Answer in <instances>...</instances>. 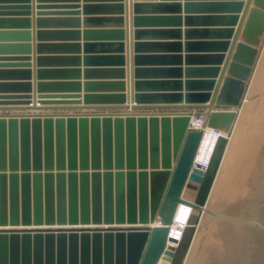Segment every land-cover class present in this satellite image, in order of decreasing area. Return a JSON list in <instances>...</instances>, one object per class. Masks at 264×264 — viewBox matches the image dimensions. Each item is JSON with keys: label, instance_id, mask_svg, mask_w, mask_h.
I'll return each instance as SVG.
<instances>
[{"label": "water", "instance_id": "obj_1", "mask_svg": "<svg viewBox=\"0 0 264 264\" xmlns=\"http://www.w3.org/2000/svg\"><path fill=\"white\" fill-rule=\"evenodd\" d=\"M11 1L0 24H23L25 41L0 48L24 52L0 64V110L105 111L0 112V264L171 262L179 204L203 208L183 198L207 174L191 115L226 132L238 119L264 0H126L118 24L99 27H83L96 5L39 0L35 71L32 0ZM82 36L120 50L83 54ZM105 71L115 81L91 77ZM253 81L264 85V52ZM254 179L258 196L236 215L206 209L235 224L236 264H264V162Z\"/></svg>", "mask_w": 264, "mask_h": 264}, {"label": "bare ground", "instance_id": "obj_2", "mask_svg": "<svg viewBox=\"0 0 264 264\" xmlns=\"http://www.w3.org/2000/svg\"><path fill=\"white\" fill-rule=\"evenodd\" d=\"M262 55H263V52H262ZM262 55H261V58H262ZM261 58H260V60H261ZM260 60H258L259 63H260ZM258 66H259V64H258ZM252 83L253 84L254 83L260 84V83H257L255 81H253ZM261 86H263V85H261ZM250 90H251V87H250ZM250 90L248 91V93H247L248 95H246L245 100H244V104L242 106V112L244 111V116L241 115L243 118L239 120L238 124H236L234 132L231 134L232 135L230 138L231 142H230V145H228V147H227V152H226V155L223 159V162H222L223 164L221 165L222 166L221 173L219 172V176L216 178V181H217L216 189L214 188V192L210 198V201H209L210 205H205V206H203L202 209H199L205 213L204 214L205 218H203L202 223L199 226V231H198L197 236L195 238L192 252L190 253V255L188 257L187 264H236L235 224H232L228 221H225V220L218 218L219 221H217V222L214 221V223L212 225H210V231L208 232V230L206 228V226H207L206 220L210 214L207 213L206 209L210 208V209L214 210L213 208H215V207H222V206L225 207L226 205H231L232 211H235V213L237 214L239 211H241L245 206H247L250 202H252L258 196L257 193L259 190H257V187H255L256 182H255L254 178H255L256 173H258V171H257L258 169L256 166L260 167V165L264 162V157H262L263 161H262V159L261 160L259 159L262 154L260 155V153H259L258 156H260V157L259 158L256 157V160L258 159V160L262 161L261 163L259 161L260 165H258V160H257V162H255V159L253 158L254 161H253V163H250V164H254V162H255L254 166L250 169L249 167H251L252 165L249 164L250 166L248 168L250 171L249 172L247 171L248 174L245 173L246 175L241 177V179L238 181V183H239L238 187H235L234 186L235 183L230 181V179L234 177L233 173H234L235 169H237L239 166L240 167L243 166V165L241 166V161H240V160H242L241 158L244 159L245 155H246V157H248L247 156L248 153L246 151L248 149H246L247 145L245 144V140H246V138L249 137V136L247 137V134L248 135H252V134H251V131H249L250 127H248V120L247 119H249L250 116L252 117L253 113L255 115L258 112V110L260 108H262L261 106H259L258 110L255 109V104L252 102V94H251ZM261 104H263V103H261ZM259 123H260V126L257 124L258 128L261 127L262 125L264 128V122H263V124H261L262 122H259ZM251 125L252 124H250V126ZM221 127H222V131L224 132L223 136H225L226 135L225 132H226L228 125L225 122H221ZM261 131H262V129H261ZM259 136H257V138ZM263 140H264V138H263ZM218 141H219L218 135H216L214 133L212 127L209 128L208 132L206 133L205 137L203 138V140L201 142L200 150H199L198 156H197L198 161L206 169H208V167L212 161V154H213L214 148H215L216 144L218 143ZM253 141L256 142V140H253ZM263 142H262V144H263ZM262 144H261V146H262ZM261 146H260V148L258 147V149H261ZM258 151H256V152H258ZM259 152H261V151H259ZM237 155H239V156L237 157ZM256 155H257V153H256ZM263 156H264V154H263ZM239 161H240V164H239ZM243 161L245 163V160H243ZM248 168H247V170H248ZM254 170H256V171H254ZM238 171H240V170H238ZM251 172H255V173H253L254 176L252 174H250L253 176V179H252V176L250 177V175H249V173H251ZM236 174H238V173H236ZM234 179L238 180L237 176ZM230 182H231V184L233 183L232 186H234V187H232L230 185ZM247 185H249V187H247ZM195 192L196 191L193 187L191 189H188V187H186V189L184 190V193H183V198L187 199L188 201L195 202L194 201ZM180 205H184V206L182 207ZM190 208H194V207L190 204H187V203H180L179 207L177 208L175 220L173 222V226L171 225L172 226L171 227L172 236L176 239L175 241L172 242L174 245L181 238L182 227L185 224V222L189 216ZM227 208H229V206H227ZM218 213H220V212H218ZM170 263L171 262H168V261L164 260L163 258H161L158 262V264H170Z\"/></svg>", "mask_w": 264, "mask_h": 264}, {"label": "rangeland", "instance_id": "obj_3", "mask_svg": "<svg viewBox=\"0 0 264 264\" xmlns=\"http://www.w3.org/2000/svg\"><path fill=\"white\" fill-rule=\"evenodd\" d=\"M262 52H264V44H263V47L261 49V55H262ZM261 55H260V58H261ZM260 58H259V60H260ZM258 64H259V61H258L257 65H256V67L254 69V75H253L252 79L250 80V83H249V86H248V91L250 90V87H251L250 91H251V94H252V102L255 104V109L258 110L259 106H261L262 108H260L255 115L253 113L252 114L253 116L252 117L250 116L249 119H247L248 120V127H250L249 131H251V134H252V135H248L247 134V137L248 136L249 137L246 138V140H245V144L247 145L246 149H248L246 151H247V153L249 155L246 153L248 157H246V155H245L244 159L241 158L242 159V160H240L241 161V166L242 165L243 166L242 167L239 166L237 169H235V171L233 173L234 177L230 179L231 182L235 183L234 184L235 187H238V184H239L238 181L241 179V177L245 176L246 174H248L247 171L248 172L250 171L249 168L251 169L254 166L255 162H257L258 159L256 160V157H258V158L260 157V156H258L259 153H260V155L262 154L261 157L259 158L260 160L261 159L263 160L262 157H264L263 156V154H264V150H263L264 149L263 148L264 147V142H263L264 141L263 140V138H264V130L263 129L264 128H263V125L261 126L262 128L261 127L258 128V125L260 126L259 122H262L261 124H263V122H264V105H263L264 104V85L261 86L262 84H255V83L253 84L252 83L253 82L252 80L254 79V76H255L257 68H258ZM248 91H247V93H248ZM246 95H248V94H246ZM261 103H263V104H261ZM237 112H238V119L233 123V126L231 127L230 131L229 132H225L226 135L224 137H222L218 141V143L216 144V146L214 148V151H213V154H212V161H211V163H210V165H209V167L207 169V174H206V177L204 179V182L197 189L194 188L195 191H196L195 192L194 201L196 203L202 205V206L210 205V203H208L210 191L212 189L214 181L216 180L219 167H220V165H221V163L223 161L224 155H225V151H226L228 145H230V142H231L230 138L232 136L231 134L234 132L236 124H238L239 120L243 118L242 116H244V111L242 112V108H238ZM250 124H252V125L250 126ZM261 129H262V131H261ZM257 136H259V137L257 138ZM253 140H256V142L253 141ZM262 142H263V144H262ZM261 144H262L263 147L261 146ZM259 145L261 146L262 150L258 149V147L260 148ZM257 149L259 151H261V152L263 151V152L261 153ZM256 151H258V152H256ZM256 153H257V155H256ZM238 156L239 155H237V157ZM253 158L255 159V162H254V164H250V163H253V161H254ZM243 160H245V163H244ZM260 160H258V165H260V163L262 162ZM240 161H239V164H240ZM259 161H260V163H259ZM249 164L252 165V166L249 167L250 166ZM256 167L259 170L261 165H260V167L259 166H256ZM247 168H248V170H247ZM238 170H240V171H238ZM256 170H254V171H256ZM236 173H238V174H236ZM253 173H255V172H251V173H249V175L250 174L253 175ZM252 175H250V177ZM236 176H237L238 180L234 179ZM253 176H252V179H253ZM231 182H230V185L232 186L233 183L231 184ZM234 186H232V187H234ZM247 187H249V185H247ZM191 188L192 187H188V189H191ZM215 189H216V187H215ZM180 206L183 207L184 205H180ZM227 206H229V208H227ZM223 207L224 206L215 207L213 209L215 211L223 213V214H232V215L234 214V215H236L235 211H232V209H231L232 206L231 205H226L224 208ZM204 214L205 213L202 210L195 209V208H190L189 216H188L185 224L182 227L181 238L175 244L177 246V250H176V253H175V255L173 257V260L171 261L170 264H187L188 257L190 255V253L192 252L193 244H194L195 238L197 236V233L199 231V226L201 225L203 218H205ZM208 218H207V220L206 219L205 220L207 221L206 222V224H207L206 228H207V230L209 232L210 231V225H212L214 223V221L217 222L219 220H218V218L213 217L211 215H209ZM155 223H158L157 219H156ZM172 226H173V224H172Z\"/></svg>", "mask_w": 264, "mask_h": 264}, {"label": "crops", "instance_id": "obj_4", "mask_svg": "<svg viewBox=\"0 0 264 264\" xmlns=\"http://www.w3.org/2000/svg\"><path fill=\"white\" fill-rule=\"evenodd\" d=\"M67 2V1H80L81 3H91L93 5H96L97 8L92 11L90 14L84 15L83 16V27L85 26H116L117 19L119 17L124 16L125 14H121V10L118 7V3L123 2V4L126 3V0L120 1V0H40V2L43 3H55V2ZM1 3L3 4H11V0H0ZM14 2V1H13ZM39 3V0H32V20H33V39H32V51H31V56H32V62H33V69L35 71L37 61V48H36V43H37V35H36V29H37V24H36V5ZM125 9V8H124ZM13 9H0L1 16L0 17H9L13 14L14 12ZM127 11V9H126ZM129 12V9H128ZM127 21V19H126ZM200 23V22H198ZM213 24V23H211ZM217 24V23H216ZM127 25V22H126ZM24 25L19 24L16 22H10V23H3L0 24V43H12V44H20L25 41V38L21 36L20 34H16L15 32H18L19 30H23ZM9 32V33H7ZM131 36V34H130ZM71 39H51V41H70ZM82 42V48H83V54L87 50L86 47H88V51L92 52H116L120 50V47L117 42L115 43H108V42H100L94 41V40H84V37L82 36L81 38ZM23 49L17 48H0V64L7 62L6 58H11L15 57L16 55H22ZM61 53V52H60ZM68 53V52H65ZM84 67V66H83ZM93 78H97V80L101 81H115L116 75L112 72L105 71L101 74L97 75H91ZM5 79H15V78H10V77H4ZM36 81L35 76H34V82ZM83 81L84 79V72H83ZM111 90L115 89L113 87H106V88H100V90ZM10 111H15V112H37V111H44V112H57V111H76V112H83V111H105V110H94V109H61V110H6L0 112H10ZM107 111H112V110H107ZM119 111H131L130 109H123ZM139 111H153V110H139ZM157 111H162V110H157ZM176 111V110H174ZM180 111V109L178 110Z\"/></svg>", "mask_w": 264, "mask_h": 264}, {"label": "built area", "instance_id": "obj_5", "mask_svg": "<svg viewBox=\"0 0 264 264\" xmlns=\"http://www.w3.org/2000/svg\"><path fill=\"white\" fill-rule=\"evenodd\" d=\"M190 128L193 129H201L203 131V138L205 137L206 133L208 132V129L211 128L208 125L205 124V116L203 114H196L193 112L191 115L190 120ZM214 133L218 135V140H220L224 134V132L219 128H212Z\"/></svg>", "mask_w": 264, "mask_h": 264}]
</instances>
